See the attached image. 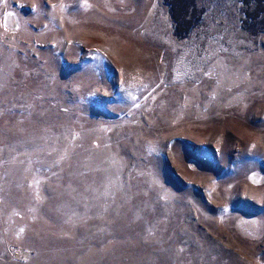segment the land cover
<instances>
[{
    "label": "rangeland",
    "instance_id": "374dc122",
    "mask_svg": "<svg viewBox=\"0 0 264 264\" xmlns=\"http://www.w3.org/2000/svg\"><path fill=\"white\" fill-rule=\"evenodd\" d=\"M0 264H264V0H0Z\"/></svg>",
    "mask_w": 264,
    "mask_h": 264
}]
</instances>
